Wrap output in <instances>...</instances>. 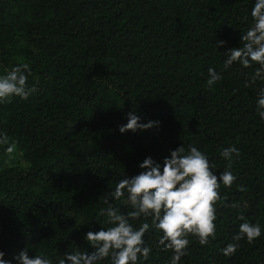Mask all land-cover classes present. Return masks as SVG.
Returning a JSON list of instances; mask_svg holds the SVG:
<instances>
[{
  "label": "trees",
  "instance_id": "1",
  "mask_svg": "<svg viewBox=\"0 0 264 264\" xmlns=\"http://www.w3.org/2000/svg\"><path fill=\"white\" fill-rule=\"evenodd\" d=\"M254 3L0 0V76L27 63L36 88L27 100L0 103V132L16 141L11 159L0 146L3 259L17 264L25 248L53 264L66 252H93L84 237L109 227L99 214L108 193L143 171L146 157L162 165L183 144L204 152L217 176L228 168L223 148L239 155L231 163L236 180L218 189L215 239L201 246L189 235L179 264H264V120L256 107L264 79L253 80L257 64L224 68ZM209 68L222 77L211 88ZM129 112L158 126L121 133ZM108 199L121 214L132 210L126 196ZM240 215L259 223L261 236L240 240L226 257L221 249L235 243ZM161 235L153 227L145 233L151 252L138 264H169L173 253L158 246Z\"/></svg>",
  "mask_w": 264,
  "mask_h": 264
},
{
  "label": "clouds",
  "instance_id": "2",
  "mask_svg": "<svg viewBox=\"0 0 264 264\" xmlns=\"http://www.w3.org/2000/svg\"><path fill=\"white\" fill-rule=\"evenodd\" d=\"M251 25L240 36V46L225 51L224 68H229L234 62L242 67L256 68L253 80L264 79V0H255L250 12ZM224 41H217L216 46L223 45ZM206 84L211 88L222 79L215 69L209 68ZM31 75L29 64L22 63L14 66L5 75L0 76V103H10L15 97L27 100L36 88L29 87L28 77ZM257 112L264 120V88L260 89L256 101ZM140 117L134 112L127 114V123L119 127V131L136 132L158 126V121L140 123ZM0 146H6L5 152L9 159L16 150V141L6 133L0 132ZM233 154L239 155L235 147L223 148L220 151L222 158L228 161V168L217 176L208 157L197 147L189 145L187 152L183 144L170 152L169 157L163 159L162 165L151 157H146L139 168L143 169L138 175L121 179L113 191L104 199L108 205L101 208L99 214L106 216L109 227H102L100 231H89L84 239L94 249L93 252L73 251L66 252L58 259V264H99L109 259L110 264H138L141 258L147 260L151 248L145 245L144 235L150 227L162 232L158 246L163 251H171L173 255L169 264H179L181 257L187 254L190 243L189 235L195 237L201 246L207 245L216 236V208L222 200L218 189L221 183L230 188L236 176L231 171ZM238 191H246L238 186ZM126 196L131 211L121 214L119 209L109 204V197L119 200ZM233 208L238 204L233 203ZM141 218L145 222L135 228L130 221ZM150 219L151 223L147 221ZM243 221L238 231L232 237L235 243H230L221 249L226 257L234 255L239 247V241L244 239L248 243L261 236L259 223H249L243 215L238 217ZM5 253L0 251V264H10L3 259ZM17 264H53V261L44 255L30 257L28 250H21L14 257Z\"/></svg>",
  "mask_w": 264,
  "mask_h": 264
}]
</instances>
